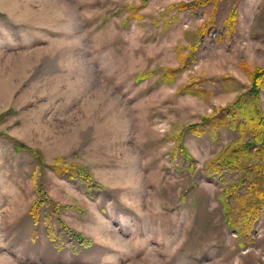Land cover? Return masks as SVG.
I'll return each instance as SVG.
<instances>
[{"label":"rangeland","instance_id":"374dc122","mask_svg":"<svg viewBox=\"0 0 264 264\" xmlns=\"http://www.w3.org/2000/svg\"><path fill=\"white\" fill-rule=\"evenodd\" d=\"M191 1L0 0V264H264L205 171L238 133L189 128L264 67V0Z\"/></svg>","mask_w":264,"mask_h":264},{"label":"trees","instance_id":"16d2710c","mask_svg":"<svg viewBox=\"0 0 264 264\" xmlns=\"http://www.w3.org/2000/svg\"><path fill=\"white\" fill-rule=\"evenodd\" d=\"M140 4L126 6L127 16L137 18L140 5L146 0H139ZM208 0H192L181 3L180 8H196ZM234 19V13L230 15ZM204 33V30L200 34ZM183 67L187 62L183 61ZM184 69V68H183ZM177 69L163 70L162 75L167 76L171 82ZM250 84L247 91L239 93L230 103L216 107L213 115L203 116L199 122L189 126L190 131L202 133L216 130L219 126H228L234 129L238 136L228 142L205 165L207 176H216L220 182V199L225 206V212L231 216L235 229L239 233H249L253 222L261 214L264 215V113L259 102L261 83L264 80V67L250 70ZM191 85H183L180 89L185 93H191ZM203 93V90H199ZM179 149L186 155L187 151L181 144V136H178ZM33 152L40 158L38 150ZM56 158L49 163L50 169L58 176L72 178L79 176L82 181L92 184L90 175L86 169L73 164L59 163ZM39 191V190H38ZM36 202L30 208V215L36 219ZM236 211L233 214L232 207ZM229 217H227L228 220ZM81 241V240H80Z\"/></svg>","mask_w":264,"mask_h":264}]
</instances>
